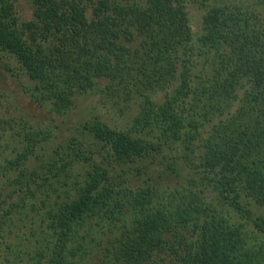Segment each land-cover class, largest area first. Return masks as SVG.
Returning <instances> with one entry per match:
<instances>
[{
  "label": "trees",
  "instance_id": "trees-1",
  "mask_svg": "<svg viewBox=\"0 0 264 264\" xmlns=\"http://www.w3.org/2000/svg\"><path fill=\"white\" fill-rule=\"evenodd\" d=\"M26 1L0 0V60L32 101L136 111L58 139L0 90V264H264V0Z\"/></svg>",
  "mask_w": 264,
  "mask_h": 264
},
{
  "label": "rangeland",
  "instance_id": "rangeland-1",
  "mask_svg": "<svg viewBox=\"0 0 264 264\" xmlns=\"http://www.w3.org/2000/svg\"><path fill=\"white\" fill-rule=\"evenodd\" d=\"M18 12L22 19H29L31 17V5L26 0H17ZM191 23L194 30L198 29V19L200 18V10L195 5H190ZM4 63H9L13 70H9L5 67ZM30 82L27 77L19 72L16 68V63L11 58H5L0 60V90L4 91L8 95V111L11 114H24L31 121L42 125L53 127L57 132L58 139H63L74 133L73 129L80 121L88 119L93 114H98L101 119L106 121L112 126L124 128L130 121L131 116L135 113V103L129 105V107L120 108V105H115L111 101L105 100L99 94H85L80 96L75 102L76 105L73 109L63 115H52L48 113L47 106H38L29 97L28 92H25V87L29 86ZM160 94L155 98L159 99ZM3 102H5L3 100ZM6 103V102H5ZM0 111H3L2 109ZM165 158L155 160L158 164L152 168H156L162 172L167 173L166 164L174 160L177 161V166L181 169L188 168L191 163L190 157H186V152L182 147L177 148V152L166 151ZM148 161V160H147ZM164 168V169H163ZM175 182L176 179H172L171 182Z\"/></svg>",
  "mask_w": 264,
  "mask_h": 264
}]
</instances>
